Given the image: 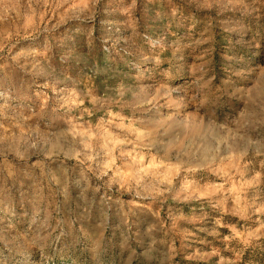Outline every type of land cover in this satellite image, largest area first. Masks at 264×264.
I'll return each instance as SVG.
<instances>
[{
  "label": "rangeland",
  "instance_id": "obj_1",
  "mask_svg": "<svg viewBox=\"0 0 264 264\" xmlns=\"http://www.w3.org/2000/svg\"><path fill=\"white\" fill-rule=\"evenodd\" d=\"M0 264H264V0H0Z\"/></svg>",
  "mask_w": 264,
  "mask_h": 264
}]
</instances>
